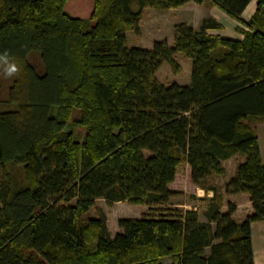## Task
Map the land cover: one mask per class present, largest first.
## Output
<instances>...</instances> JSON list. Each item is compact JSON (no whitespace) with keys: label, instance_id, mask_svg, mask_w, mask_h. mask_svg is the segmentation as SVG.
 Masks as SVG:
<instances>
[{"label":"trees","instance_id":"obj_1","mask_svg":"<svg viewBox=\"0 0 264 264\" xmlns=\"http://www.w3.org/2000/svg\"><path fill=\"white\" fill-rule=\"evenodd\" d=\"M67 1L0 0V55L20 68L6 77L0 64V264H254L264 163L250 122L264 118V0L247 20L251 0H92L84 18ZM187 2L217 7L242 36L210 33L222 26L206 17L198 29L174 24L172 44L127 45L145 8ZM176 52L190 82L164 85L155 73L163 63L177 72ZM238 154L224 186L248 194L242 221L205 186ZM181 162L213 190L205 221L162 211L121 218L112 235L102 209L85 218L99 198L167 205Z\"/></svg>","mask_w":264,"mask_h":264},{"label":"rangeland","instance_id":"obj_2","mask_svg":"<svg viewBox=\"0 0 264 264\" xmlns=\"http://www.w3.org/2000/svg\"><path fill=\"white\" fill-rule=\"evenodd\" d=\"M65 10L76 17H88L92 9V0H68L65 3ZM150 8V7H149ZM147 9L143 15V22L140 28V33L136 34L134 31H127V45L141 47H151L155 40H166L169 44L173 43V26L176 23L184 22L194 29H198L200 23L195 15L196 10L181 11L179 9ZM178 8V7H177ZM195 25V26H194ZM240 25V23H239ZM240 27L241 26H237ZM236 27V29H237ZM155 39V40H154ZM175 60L179 64V70L174 72L169 64L163 63L155 73L156 78L164 85H168L172 82H177L181 85H186L190 82V60L183 56L181 53L176 52L174 54ZM8 81H6L7 83ZM76 118L75 115L72 117ZM250 125L255 129L256 134L264 138V118H257L252 120ZM74 131L79 130L78 126H74ZM264 144V139L261 140ZM241 157H232L225 163V172L223 175H211L205 181L206 187L214 188V192L220 196L219 202L223 204L224 210H227V203H234L229 200L230 195L225 192L224 180L230 175L234 174L235 166L241 161ZM195 185L190 180V168L185 162H181L177 167V173L174 181L170 184V188L176 193L170 198L167 205L163 207H156L150 210L148 205L145 204H131L127 201L108 202L102 198L95 201L94 206L84 214L85 218L88 216H95L96 209H102L107 217V225L112 235L120 232L118 227V220L121 218H136L145 214L158 215L159 212L165 211H179L186 209L197 210L201 220H205L203 216V210L206 208L208 199L210 196L209 191L202 187H194ZM223 198V199H222ZM242 199H240L241 201ZM245 202V205H244ZM242 208L246 206V199L241 202ZM164 208V209H160ZM236 210V209H235ZM242 213H245L244 210ZM248 212L245 217L249 214ZM245 217L242 219L244 220Z\"/></svg>","mask_w":264,"mask_h":264},{"label":"crops","instance_id":"obj_3","mask_svg":"<svg viewBox=\"0 0 264 264\" xmlns=\"http://www.w3.org/2000/svg\"><path fill=\"white\" fill-rule=\"evenodd\" d=\"M255 7H256V0H251L242 12V15H241L242 19L247 20L253 14ZM148 8L149 7L144 9L143 15L146 13ZM149 9H151V8H149ZM175 9H179L181 11H184V10L191 11L193 9L196 10V12H195L196 17L195 18H197L198 24L200 23V21L203 18H206V17H211V18L215 19L216 21H218L222 27L220 29H217V30H210L209 31L210 33H217V34H221V35H224L227 37H232V38H239L242 36L241 33L236 30L237 26H241V28H242V25H239V23L237 21H235L234 19H232L231 17L226 15L224 12H222L220 9H218L215 6L206 5L203 3L187 2L184 5H182L178 8H175ZM143 15H142L140 22H139L140 27H141L142 22H143ZM141 47L149 48V47H146L145 45H142ZM258 139H259L260 153H261V157H262V160L264 163V144L261 143V140L264 138H262L258 134ZM235 156H236V158L238 156H240L241 159H243L242 155L238 154V155H234V157ZM229 159L222 162L223 166L225 165V163H227V161H229ZM235 168H236V166H235ZM230 175L224 180V182L227 181V179L230 177ZM194 187L197 188L199 186L195 185ZM206 190L209 191V193H210L209 198H210L213 195V190H211L209 188ZM240 199H242V200L246 199V206H244L245 207L244 209L242 208V205L240 203L242 200L240 201ZM229 200L232 202H235V203L237 202L236 203V210L232 214V218L236 221H242V219L245 217V215L248 212L252 211L251 202L249 200L248 194H246V193L231 194ZM244 205H245V202H244ZM243 210L245 213H242ZM221 211H225L223 208V204L221 205ZM200 220H201V218H200ZM201 221H205V220H201ZM251 242H252V252H253L254 264H264V220L254 221L251 223Z\"/></svg>","mask_w":264,"mask_h":264},{"label":"clouds","instance_id":"obj_4","mask_svg":"<svg viewBox=\"0 0 264 264\" xmlns=\"http://www.w3.org/2000/svg\"><path fill=\"white\" fill-rule=\"evenodd\" d=\"M0 64L4 66L6 77H14L20 72V68L14 61L9 59L7 52L0 55Z\"/></svg>","mask_w":264,"mask_h":264}]
</instances>
